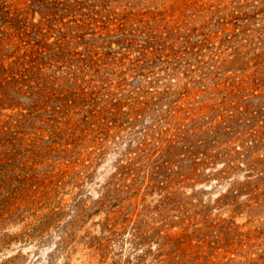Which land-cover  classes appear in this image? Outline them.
Segmentation results:
<instances>
[{
  "label": "rangeland",
  "instance_id": "rangeland-1",
  "mask_svg": "<svg viewBox=\"0 0 264 264\" xmlns=\"http://www.w3.org/2000/svg\"><path fill=\"white\" fill-rule=\"evenodd\" d=\"M78 1L70 14L84 27L65 47L74 77L63 86L83 97L71 93L72 106L53 121L0 133L41 186L24 218L0 224V264L256 257L264 240V0ZM169 190L196 206L165 219L160 201ZM104 196L112 207L76 220V206ZM110 210L121 215L105 228ZM211 221L234 223L244 236L212 248ZM136 225L146 231L137 243ZM159 233L171 242L165 251Z\"/></svg>",
  "mask_w": 264,
  "mask_h": 264
},
{
  "label": "trees",
  "instance_id": "trees-1",
  "mask_svg": "<svg viewBox=\"0 0 264 264\" xmlns=\"http://www.w3.org/2000/svg\"><path fill=\"white\" fill-rule=\"evenodd\" d=\"M77 2L79 1L25 0L23 6H14L7 0H0V133H3V136L21 122L34 126L36 121L41 122L45 119L53 121L55 113H63L72 106L71 93L78 98L83 97L85 91L82 88L68 91L63 86L66 78L72 79L74 75L68 72L70 58L64 54L65 47L69 42L82 38L80 29L84 27L83 20L70 14L73 13L72 7L76 6ZM75 76L78 77V74ZM7 154H12L13 157H6ZM18 159L16 154L6 150L0 136V224L24 218L23 209L30 206L32 197L41 188L36 182L39 175L28 172L26 170L28 164L19 162ZM194 165L196 162L190 161L184 167L190 169ZM175 167H178L177 164ZM171 174L173 177H176V174L184 176V173L175 170H171ZM169 179L170 183H173L171 177L167 176V180ZM160 183L169 185L168 181ZM108 199L105 196L100 198L93 207L76 206V220L84 218L89 211L112 207ZM160 204L161 213L166 215L165 219L171 216L172 212L185 216L196 206L190 197L188 199L184 193L173 190H169L162 197ZM198 210L204 211L202 208ZM202 214L205 218V214ZM119 215L110 210L104 227L108 228L110 224L116 222ZM178 217L181 218L180 215ZM43 218L42 216L40 220L43 221ZM191 219L192 216H188L183 218L182 222L189 224ZM204 229L211 231L213 239L209 244L212 243V248L224 247L222 245L228 241L229 234L238 233L239 236H244L234 223L211 221L207 222ZM143 233L146 234V231L139 226L133 227L132 236L135 243ZM167 238L162 233L157 234L156 239L159 240L160 249L163 251L171 246V242L166 241ZM178 241H181V238ZM262 245L261 252L254 258L248 256L238 262L207 259V262L264 264V240ZM99 250L106 251L103 244H99ZM177 254L178 252L174 258ZM141 260L143 258H138V262ZM154 264H168V260L160 258Z\"/></svg>",
  "mask_w": 264,
  "mask_h": 264
}]
</instances>
